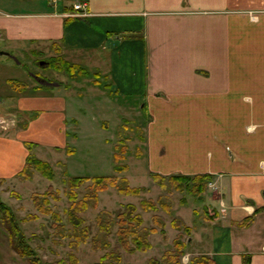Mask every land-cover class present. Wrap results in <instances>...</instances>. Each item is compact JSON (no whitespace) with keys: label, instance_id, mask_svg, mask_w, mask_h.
Listing matches in <instances>:
<instances>
[{"label":"crops","instance_id":"obj_1","mask_svg":"<svg viewBox=\"0 0 264 264\" xmlns=\"http://www.w3.org/2000/svg\"><path fill=\"white\" fill-rule=\"evenodd\" d=\"M79 2L87 16H68ZM38 43L95 66L110 97L144 101L147 158L159 166L151 173L213 177L201 253L264 264V0H0V48ZM20 80L4 79L8 96L30 88L40 97L20 111H42L55 94L43 89L60 87Z\"/></svg>","mask_w":264,"mask_h":264},{"label":"rangeland","instance_id":"obj_2","mask_svg":"<svg viewBox=\"0 0 264 264\" xmlns=\"http://www.w3.org/2000/svg\"><path fill=\"white\" fill-rule=\"evenodd\" d=\"M31 49L42 54L33 55ZM52 55L58 56L49 47L39 43L32 46L25 44L21 49L15 46L10 52L0 48V103L16 106L12 110L0 107V120L5 121L0 123V177L5 178L0 179V199L8 206L19 225L24 243L22 248L31 250L40 264H72V259L77 260L76 264H95L105 252L94 251L90 245L92 237L97 235V213L108 210L115 214L122 205L138 206L141 200H149L158 206L155 212L146 213L138 208L144 226H154L152 217L155 215L163 225L157 234L149 236L150 249L133 254L120 251L119 264H150L151 260L159 264L168 252L179 257L180 264H196L201 258H207L215 264L212 258L201 253L208 244L202 228L204 220L208 219L207 208L211 209V213L215 211L212 209L215 204L209 202L216 194L213 177L210 175L211 181L202 194L191 193L194 183L187 190L179 191L164 180L165 186L160 188L151 177L153 167L159 166L153 161L148 162L147 158L149 150L145 144V134L149 114L144 101L135 97H110L105 92V84L102 85L100 76L95 73V66L91 64L86 65L88 77L72 78L65 73L55 72L45 65ZM14 57L21 64L18 65ZM30 73L45 80V83L60 85L59 88L43 89L48 92L53 90L55 94L53 97L48 95L49 103L42 111H20L18 108L20 102L33 100L31 103L34 104L40 98L39 92L35 94L30 88L24 95L8 96L13 91L4 83L5 78L22 79L21 82L28 81V85L33 86L37 85L35 82L41 86L45 84L35 77L34 81H30ZM94 80L99 84L96 85ZM119 140H123L127 146L125 158L120 163L128 166L127 172L120 175L114 171V155L119 152ZM26 155L48 162L54 178L45 179L37 172L32 173L30 180L17 177L16 172ZM64 172L67 177L117 175L127 178L131 187L146 190L139 196L121 195L114 188L99 193L97 208L90 206L81 213L85 222L74 228L65 213L69 211L70 202L65 195L68 189L64 184ZM88 184L76 190L78 199L86 193ZM50 187L53 191L59 190V200L49 198V205L45 208L52 213L43 215L36 211L32 199L34 195L41 196ZM39 202L43 203V199L40 198ZM56 214L59 219L52 216ZM2 218L3 213H0V264H28L14 251L7 223ZM178 218L193 227V233L174 228L171 222L173 220L178 224ZM85 229L89 232L87 241L75 245L76 237L82 238ZM161 229L164 234H161ZM15 235V244L21 245V240H17L18 234ZM113 237L112 234L107 240L111 246L115 242Z\"/></svg>","mask_w":264,"mask_h":264},{"label":"trees","instance_id":"obj_3","mask_svg":"<svg viewBox=\"0 0 264 264\" xmlns=\"http://www.w3.org/2000/svg\"><path fill=\"white\" fill-rule=\"evenodd\" d=\"M55 54L58 56L50 57L45 65L55 72L65 73L72 78L76 77H88L89 73L87 69L79 64H74L66 61L61 54V48L56 46L54 48ZM98 76H100L98 74ZM99 81V79H97ZM97 80H94L95 84H99ZM10 85L15 87L16 90L24 91L26 89V84L9 80ZM109 88V85H105V89ZM119 152L114 155V171L116 174L120 175L127 172L128 166L126 164H121L120 162L124 160L125 154L127 153V146L123 140H119ZM71 152V151H70ZM37 172L42 177L48 180L54 178L53 170L48 162L38 159L37 157L28 155L24 166L18 173V177L21 180H30L32 178V173ZM66 177L64 184L66 189L65 195L70 202L69 211H65L66 216L70 224L74 228H78L84 224L85 220L80 216L81 213L85 212L90 206L97 208L99 193L107 191L109 188H114L117 193L126 196H139L141 192H144L145 188H135L131 187L129 181L125 177H119L117 175L109 176H96V177H67L66 172H64ZM153 182L158 183L159 187L163 189L165 186L163 184L164 180H167L168 184L176 190H183L191 186L192 194H202L205 186L211 181V176L207 174L200 175H180L173 174L168 176H161L159 174H151ZM88 184L86 187L87 191L78 199L76 190L81 188L84 184ZM190 188V187H189ZM187 190V189H186ZM42 196V197H41ZM41 196L34 195L32 203L37 212L43 215H50L52 212L50 209L45 207L49 205V198L58 201L59 200V190L53 191L52 187L48 188L45 193ZM43 199V203L39 202V199ZM158 204L151 202L149 200H141L137 205L125 204L120 208L121 210L115 214L108 210H100L95 218L97 226V235H94L90 241L91 249L94 251H104L103 255L100 257L99 261L95 264H119L121 261L120 251H124L128 254H133L135 252H146L150 249L151 244L149 242V236L152 234H157L158 229L162 227V223L159 222V218L155 215L152 217V222L154 226L145 227L144 220L138 208L143 212H155L157 210ZM0 213H3V221L7 223L8 231L10 237L12 238V245L14 251L20 256L27 260L28 264H40L39 259L35 257L31 250L23 249L24 246L23 238L20 235L19 225L17 224L15 218L10 212L8 206L3 203L0 199ZM5 215V216H4ZM55 219H59L58 214L52 215ZM177 223L172 220L171 225L174 228H182L184 232L191 231L184 221L178 218ZM115 228V229H114ZM88 229V228H87ZM14 232V233H13ZM83 237H76L75 245L87 241V236L89 232L86 229L83 230ZM161 234L162 229L160 230ZM17 240H21V245L15 244L16 235ZM115 240L114 244L107 241L109 237L112 236ZM100 238V239H99ZM18 245V246H17ZM178 245V244H177ZM176 245V246H177ZM180 250V249H179ZM181 251V250H180ZM72 264H76L77 260L72 259ZM150 264H158V262L150 261ZM159 264H180L179 257L173 256L169 252L165 254L162 258V262ZM190 264H195L191 262ZM196 264H214L213 261L207 258H201L197 260ZM244 264H248L245 261Z\"/></svg>","mask_w":264,"mask_h":264},{"label":"built area","instance_id":"obj_4","mask_svg":"<svg viewBox=\"0 0 264 264\" xmlns=\"http://www.w3.org/2000/svg\"><path fill=\"white\" fill-rule=\"evenodd\" d=\"M52 4H55L58 0H50ZM72 12H70L68 14V16H71V17H80V16H87V13H86V3L84 2H79V3H76L72 6ZM5 121H1L0 120V123H4ZM13 124V123H12ZM4 128V127H3ZM209 184H212V183H209Z\"/></svg>","mask_w":264,"mask_h":264}]
</instances>
